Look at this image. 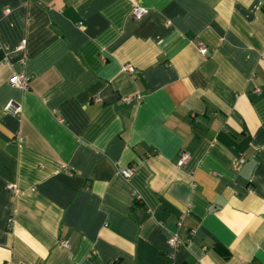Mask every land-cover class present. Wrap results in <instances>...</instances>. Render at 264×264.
<instances>
[{
    "label": "crops",
    "instance_id": "obj_1",
    "mask_svg": "<svg viewBox=\"0 0 264 264\" xmlns=\"http://www.w3.org/2000/svg\"><path fill=\"white\" fill-rule=\"evenodd\" d=\"M0 264H264V0H0Z\"/></svg>",
    "mask_w": 264,
    "mask_h": 264
},
{
    "label": "built area",
    "instance_id": "obj_2",
    "mask_svg": "<svg viewBox=\"0 0 264 264\" xmlns=\"http://www.w3.org/2000/svg\"><path fill=\"white\" fill-rule=\"evenodd\" d=\"M147 12V8H145L144 6H141L139 4H135V6L132 8L131 10V16L133 18H139L140 16H142L143 14H145ZM24 46L23 42H21V44H19L18 48H22ZM199 51L202 54H205L207 52V48L204 44H200L198 46ZM122 68L126 71L132 72L134 70V67L131 64H123ZM28 77L26 75H24L22 72H15L13 73L10 77H9V84L12 87L15 88H19L22 90H26L28 88ZM5 110L9 111L12 114L18 115L21 111V107L19 104L13 102V101H9L7 102V104L5 105ZM189 157V152L187 151H183L181 153L180 159L178 161V165H181L182 163H184ZM243 161V158H239L238 159V163H241ZM119 173H121L124 176H129L132 172H133V168H119ZM8 187H11L10 184H8ZM168 245L172 250H175V248L177 247V245L179 244V240L176 234H170L168 239H167ZM60 244L67 248L69 246V242L67 239L61 240Z\"/></svg>",
    "mask_w": 264,
    "mask_h": 264
}]
</instances>
